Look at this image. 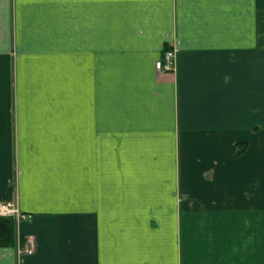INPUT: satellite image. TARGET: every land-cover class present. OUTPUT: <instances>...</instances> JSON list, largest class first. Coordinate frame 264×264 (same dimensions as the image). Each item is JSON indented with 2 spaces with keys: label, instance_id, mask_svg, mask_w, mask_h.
<instances>
[{
  "label": "crops",
  "instance_id": "crops-1",
  "mask_svg": "<svg viewBox=\"0 0 264 264\" xmlns=\"http://www.w3.org/2000/svg\"><path fill=\"white\" fill-rule=\"evenodd\" d=\"M7 200L0 264H264V0H0Z\"/></svg>",
  "mask_w": 264,
  "mask_h": 264
},
{
  "label": "built area",
  "instance_id": "built-area-1",
  "mask_svg": "<svg viewBox=\"0 0 264 264\" xmlns=\"http://www.w3.org/2000/svg\"><path fill=\"white\" fill-rule=\"evenodd\" d=\"M177 54L176 47H172L164 52V56L156 61V68L161 72H174L177 69ZM0 216L13 217L17 222L29 217L23 212L19 204L13 200L0 201ZM26 245L21 244L18 252L20 254H33L37 248V240L34 236H29L26 239Z\"/></svg>",
  "mask_w": 264,
  "mask_h": 264
},
{
  "label": "trees",
  "instance_id": "trees-1",
  "mask_svg": "<svg viewBox=\"0 0 264 264\" xmlns=\"http://www.w3.org/2000/svg\"><path fill=\"white\" fill-rule=\"evenodd\" d=\"M246 144L238 143L235 145V153L239 155L244 150ZM16 220L13 217L0 216V247L12 246L16 243ZM25 237L20 236V242L24 244Z\"/></svg>",
  "mask_w": 264,
  "mask_h": 264
},
{
  "label": "rangeland",
  "instance_id": "rangeland-1",
  "mask_svg": "<svg viewBox=\"0 0 264 264\" xmlns=\"http://www.w3.org/2000/svg\"><path fill=\"white\" fill-rule=\"evenodd\" d=\"M16 222H17V221H16ZM17 223H18V222H17ZM17 223H16V224H17ZM25 239H26V238H25ZM25 243H26V240H25V242H24V244H23L24 246L26 245ZM21 244H22V243H21ZM35 252H36V251H35Z\"/></svg>",
  "mask_w": 264,
  "mask_h": 264
}]
</instances>
